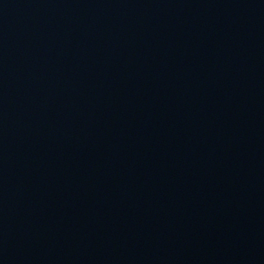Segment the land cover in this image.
<instances>
[{
	"label": "water",
	"instance_id": "95a60500",
	"mask_svg": "<svg viewBox=\"0 0 264 264\" xmlns=\"http://www.w3.org/2000/svg\"><path fill=\"white\" fill-rule=\"evenodd\" d=\"M0 264H264V0H0Z\"/></svg>",
	"mask_w": 264,
	"mask_h": 264
}]
</instances>
